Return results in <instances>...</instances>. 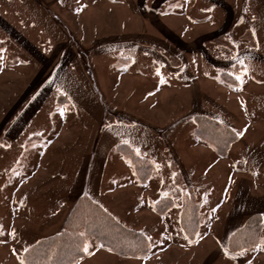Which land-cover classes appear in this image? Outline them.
<instances>
[{
    "label": "crops",
    "instance_id": "0c3cea01",
    "mask_svg": "<svg viewBox=\"0 0 264 264\" xmlns=\"http://www.w3.org/2000/svg\"><path fill=\"white\" fill-rule=\"evenodd\" d=\"M0 93V171L21 176L18 160L12 170L9 163L30 141H39L37 167L44 166L67 132L62 153L49 155L59 167L42 169L35 202L55 210L86 194L150 243L140 257L86 243L76 264H89L91 254L103 264H264V226L256 245L229 246L249 216L264 224V0H0ZM142 107L178 111L161 124L141 116ZM199 115L233 133L226 156L196 132ZM187 138L196 146L190 153ZM119 144L154 163L159 186L148 199ZM117 158L129 177L112 189ZM190 189L201 220L212 224L207 236L201 225L193 237L181 227ZM165 196L174 204L157 213ZM165 223L174 238L166 254Z\"/></svg>",
    "mask_w": 264,
    "mask_h": 264
},
{
    "label": "trees",
    "instance_id": "16d2710c",
    "mask_svg": "<svg viewBox=\"0 0 264 264\" xmlns=\"http://www.w3.org/2000/svg\"><path fill=\"white\" fill-rule=\"evenodd\" d=\"M196 132L211 144L217 154L226 156L234 135L230 129L207 116L196 117ZM117 149L132 160L135 174L140 180L149 178L154 169L152 161L140 156L126 144ZM176 165L172 167L176 170ZM178 173L175 171L176 181ZM174 204V200L165 196L155 202V211L165 212ZM201 215L199 204L190 193L183 201L180 224L188 237H193L199 229ZM264 224L259 215L249 216L230 237L229 246L233 250L256 245L261 237ZM93 239L103 248L124 257H137L150 252L148 238L140 231L125 226L97 201L83 194L70 208L61 230L42 237L28 246L23 252L25 264H76L83 258L86 243Z\"/></svg>",
    "mask_w": 264,
    "mask_h": 264
},
{
    "label": "rangeland",
    "instance_id": "374dc122",
    "mask_svg": "<svg viewBox=\"0 0 264 264\" xmlns=\"http://www.w3.org/2000/svg\"><path fill=\"white\" fill-rule=\"evenodd\" d=\"M9 82H10L9 80L7 82V80L4 78H2L1 80V84L8 85ZM129 83H131V85L135 87L137 86L136 84L139 83V81L133 79L132 82L129 81ZM5 94L9 95V91L6 90L5 92L2 93V95H5ZM258 94H256V96H258ZM0 103H2L1 93H0ZM139 111H140L141 116L143 117L145 116L146 118L150 117L152 119L157 120L158 122H161V124H163L167 120H169L168 118H170V116L175 114L178 110L175 108L171 109V107L163 108V110L156 109L154 107L150 110L147 107L146 108L142 107L139 109ZM56 116H58V114L54 115V119H53L54 122L51 126V129H53V133H56L55 130H58V127L56 124ZM66 135L68 138H66ZM64 136L66 140L64 141L62 140V143H63L62 146H65V143H67V141L70 142V137L67 134V132L64 133L63 136L61 135L60 137H64ZM37 142L39 141H30L29 143H25L23 152L20 153L17 157L15 156L13 158V162L9 163L10 165L8 164L10 166V169L12 170L13 168H15L17 164L14 162L18 160L19 162L18 168L21 167L23 170V172L21 173V176H19L18 173H15V171L11 173H7L3 169H2L3 171L2 170L0 171V264H25L23 261V257H22L25 249L28 246H30L32 243H34L35 239L38 240L42 237H45L43 235L47 234L46 232H49L53 229L60 228V226L63 225V222L70 208L74 204L73 203L70 205H61L59 208L55 210H48L47 207L49 206L47 205V203L43 204V203L35 202V185L38 183V180H40L41 178H45L47 176V170L42 171V169H45L44 166L46 167L49 166L51 169L50 170L51 173L59 167V160L56 158L53 159L54 164H52V159L49 156L50 153H52L55 157L57 156L58 153L60 154L62 153L61 151L62 146L59 147L58 145H56L53 147L51 144L52 152L47 153L48 155L45 157L46 161L44 160V166L41 165L40 166L41 168L37 167L38 163H42L43 161V160L42 161L40 160V158L43 156L41 155L38 156L35 154V144ZM47 142L48 141L46 140L45 144ZM185 142L187 144L186 149L188 153H190L191 146H193L192 149L196 148V146H194L195 145L194 142H192L191 139L187 138ZM120 154H122L123 158L128 159L131 163L132 160L130 159L129 156L127 155L125 156L121 152ZM198 158L201 161L202 157L198 156ZM118 160H119L118 158L117 160L113 159L112 160L113 166L112 164L110 165V171H109L110 179H109L108 184H110L109 188L111 187L112 189H113V185H112L113 183L120 184L121 182L128 180V177H129V171L125 169V164H123L121 161H118ZM1 163L4 165L6 162L4 160H1ZM151 163L152 165H154L153 162ZM5 173L6 175L4 176ZM134 173L135 171L133 172V174ZM150 174L151 175H149V178L145 180H140L139 177L135 174L139 180V183L142 186V188L140 189H143V191H145L143 192V194L146 193L144 196V198L146 199H148L149 195L154 194L156 192V189L159 186V180L158 178L153 176V170ZM12 176H14L13 179L14 178L15 179L17 178V179L15 181V184L9 185L8 183L9 181L12 180ZM23 176H24V180L22 181L21 177ZM131 177L133 179L134 176H131ZM176 181L178 183L182 182V177L180 173H178V177ZM125 187H128V186H125ZM53 191H56V189H54ZM190 193H191V189L189 191L185 190L183 197H182V201H184V199H186ZM50 198L52 202L57 201V199L53 198L52 196ZM50 198H49V201H50ZM35 211L37 212L43 211L42 217L40 215L41 217L40 219H39V215L37 216L38 219H35ZM157 213H160V212H157ZM214 223H215V226L217 227L219 223V219L216 220V222ZM200 225L205 227L204 228V230H206L205 236H207V233H208L207 231L209 229V226L211 229L212 224L209 225V222L206 223L205 221L201 220ZM164 229L166 233L164 237L165 242L163 246L161 247L162 249H164L163 253L166 254L168 251L171 250V247H173L174 238L172 235L169 234L171 232V227L168 223L167 225L165 223ZM208 239H210V237ZM87 244H88L87 249H91V248L98 249V250L104 249L105 251H108L107 249L99 245L96 241H94L93 239H89L87 241ZM186 253L187 252H185V254ZM85 254L83 257H85ZM89 257H90L89 259H91L90 261L88 260L89 264H103L102 260L97 261V259L95 258V255L92 256L91 254V256ZM137 257H140V256H137Z\"/></svg>",
    "mask_w": 264,
    "mask_h": 264
}]
</instances>
